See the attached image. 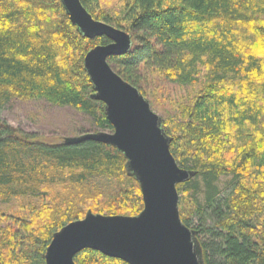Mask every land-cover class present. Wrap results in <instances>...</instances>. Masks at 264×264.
<instances>
[{
	"label": "trees",
	"instance_id": "trees-1",
	"mask_svg": "<svg viewBox=\"0 0 264 264\" xmlns=\"http://www.w3.org/2000/svg\"><path fill=\"white\" fill-rule=\"evenodd\" d=\"M80 2L131 36L130 51L108 64L145 100L148 72L199 88L161 123L178 167L195 173L176 191L202 263L264 264V0H122L114 13L100 0ZM108 43L79 34L59 0H0V105L41 100L111 131L83 66L88 51ZM42 139L0 121V264H45L53 234L88 212L142 211L121 153ZM222 178H231L226 192ZM73 261L127 264L91 250Z\"/></svg>",
	"mask_w": 264,
	"mask_h": 264
},
{
	"label": "water",
	"instance_id": "water-1",
	"mask_svg": "<svg viewBox=\"0 0 264 264\" xmlns=\"http://www.w3.org/2000/svg\"><path fill=\"white\" fill-rule=\"evenodd\" d=\"M59 1L79 34L89 40L104 37L109 41L88 51L83 66L92 85L90 98L103 105L112 127L109 133L65 138L63 144L91 141L121 153L127 175L139 185L143 208L134 217L88 212L53 234L44 263L75 264L76 254L91 250L127 264H203L196 232L179 218L176 191L177 185L194 178L195 173L178 167L161 118L108 64L109 58L130 51V35L94 20L80 0Z\"/></svg>",
	"mask_w": 264,
	"mask_h": 264
},
{
	"label": "rangeland",
	"instance_id": "rangeland-1",
	"mask_svg": "<svg viewBox=\"0 0 264 264\" xmlns=\"http://www.w3.org/2000/svg\"><path fill=\"white\" fill-rule=\"evenodd\" d=\"M121 4L122 0H100L105 13L119 9ZM143 85L151 111L163 119L171 118L169 115L174 114L178 103H190L199 93L198 86L178 87L167 84L150 72L145 76ZM0 121L25 133L38 134L43 141L49 143H59L65 138L84 134L111 132L93 129L86 116L70 108L52 106L41 100L28 102L12 100L0 105ZM231 185V178H222L219 189L226 192Z\"/></svg>",
	"mask_w": 264,
	"mask_h": 264
}]
</instances>
